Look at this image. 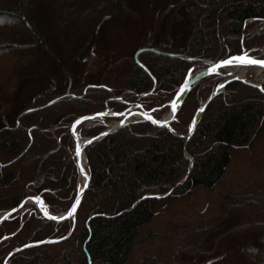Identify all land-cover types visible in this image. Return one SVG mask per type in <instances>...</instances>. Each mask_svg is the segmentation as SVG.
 Masks as SVG:
<instances>
[{"label":"trees","instance_id":"1","mask_svg":"<svg viewBox=\"0 0 264 264\" xmlns=\"http://www.w3.org/2000/svg\"><path fill=\"white\" fill-rule=\"evenodd\" d=\"M147 1L0 0V213L34 195L55 212L73 204L78 117L162 106L197 62L264 45V0H155L153 37L97 75L81 72L107 24L143 21ZM221 81L194 84L170 127L138 119L91 142L75 218L56 224L35 206L12 215L0 225V264L48 239L9 264H184L233 239L245 264H264V84L230 80L186 135ZM107 127L96 119L83 134Z\"/></svg>","mask_w":264,"mask_h":264},{"label":"water","instance_id":"2","mask_svg":"<svg viewBox=\"0 0 264 264\" xmlns=\"http://www.w3.org/2000/svg\"><path fill=\"white\" fill-rule=\"evenodd\" d=\"M246 54L248 57H251L253 58L254 60H261V61H264V58H259V57H254V56H251L249 54H247L246 50H244L243 53L241 54H238V55H233V56H239V55H244ZM233 56H229V57H233ZM229 57L227 58H223V59H220V60H217V61H207V65L203 68H200V69H197V70H194V68L190 69V71L188 72L187 74V77L184 81V83L181 85V87L183 86L184 87V91L181 92V87L179 88V90L177 91V93H179V96H177V93L172 97V99L167 102L166 104L162 105V106H159V107H156V108H153L151 110H146L144 109L143 105L141 104L140 100H138V102L127 108L126 110L124 111H120V112H113L112 110H110L109 107H107L104 111L102 112H99V113H92V114H87V115H83V116H80L78 117L72 124H71V134L73 136V140H74V143H75V147H74V155H75V158H76V165H77V169H78V173H79V179L77 181V185H78V193H77V196L75 198V201L73 202V204L64 212H61L59 214L57 213H54L53 211L50 210V207L48 205V203L46 202V200L43 198L42 195H34V196H28V197H25L24 199L21 200V202L15 207V208H12L10 210H7L3 213L0 214V225L2 224L3 221L9 219L12 215H18V214H21L24 210V208L26 207V205H28L29 203H33L42 213L43 215L49 219L50 221L54 222V223H60V222H63L64 220L66 219H69V218H75V214L82 202V199L86 193V190L88 189V186H89V183H90V179H91V170H90V167H89V164H88V160H87V156H86V147L93 141L103 137L104 135L110 133V132H113L117 129H119L120 127L130 123L133 121V119H130L129 117H136V118H139V119H142V120H148L150 122H152L153 124L155 125H158V126H166V127H170V124L171 122L174 120L178 110L180 109V107L182 106V103L184 101V99L186 98V96L188 95L189 91L191 90L192 86L198 82H200L204 77L208 76V75H211V74H220L222 75L221 73V69L225 68L228 64L226 65H220L219 67L216 68V71L213 72L211 71V68L213 65H217L219 64V62L221 60H225V59H228ZM190 59V58H188ZM192 60H196V58H193ZM262 66V68H264V65L262 64H259ZM237 77H232V78H229L225 81H223L217 88L216 90L211 94V96L202 104L199 112H198V116H197V119L195 121V123L193 122V125L191 127V130L188 134V137H190L197 124H198V121H199V118L200 116L202 115V113L204 112L207 104L209 103V101L217 94L219 93L220 91H222L225 86L227 85V83L230 81V80H233ZM151 91L149 92H146L144 94H141L140 97L146 95V94H149L151 93ZM139 97V98H140ZM172 101L175 102L176 104V108L174 110V112L170 115V117L165 120L164 118H157L156 116L157 115H160L161 113L171 109L172 107ZM100 113H103V115H98ZM115 117V118H118L119 121L116 125L114 126H110L109 128H107L106 130H104L100 135L98 136H92V137H84L82 135V130H83V127L87 124H89L91 121L93 120H96V119H99V120H104L105 118L107 117ZM81 117H85V119H81ZM148 117H151L152 119H149ZM80 121L79 123H77V121ZM195 120V119H194ZM153 121H160V123H155ZM85 158L86 160V163H87V168L85 169L84 166H83V163H82V158ZM190 160H191V163H190V167L192 166L193 164V159L191 157H189ZM81 174L85 175V180L84 182L81 181ZM184 180V179H183ZM182 181L179 182V184H181ZM151 194H148L146 196H150ZM160 196V195H159ZM36 197H39V201H37L35 198ZM75 204V209L74 211L71 212V215H69V211L72 210V206ZM45 211H47L49 213L50 216H54V217H57L56 219H50L48 216L45 215ZM63 217V218H61ZM51 241H54V239L50 240H44V241H40V242H31V243H28L22 247H18V248H15L11 254L7 257L6 259V264H9V259L11 257V255L21 249H25L27 247H31V246H36V245H40V244H44V243H47V242H51Z\"/></svg>","mask_w":264,"mask_h":264},{"label":"rangeland","instance_id":"3","mask_svg":"<svg viewBox=\"0 0 264 264\" xmlns=\"http://www.w3.org/2000/svg\"><path fill=\"white\" fill-rule=\"evenodd\" d=\"M155 10H157L156 13L160 11L156 7L155 0H150V1H147V3L142 4L143 21L135 23L133 20H127V21L118 22V23L117 22L110 23L109 25L107 24L103 39L96 45V47L91 52V54H89L86 57V59H84V61L81 63L80 71L83 73H92L93 75H97L106 65L107 61H109L110 59L128 55L134 52L143 34L146 33L149 39L153 37L155 34V31L158 28L157 23L159 20V18H153L155 16L154 14ZM147 17L149 19L146 20ZM251 31L252 30H246V34H249ZM245 50L247 54L251 56L264 58V45L260 47L250 48V49L247 48ZM207 61H213V60H204V61L197 62V64L194 66V70L205 67L207 65ZM242 68L245 69V73L243 74V76H240V72H241L240 70L231 72L227 70V68L221 69L222 75L220 74H216V75L221 76L222 81L216 86V88L223 81L229 79L232 76L246 78V80L253 82V83H262V85L264 84V71L259 72L258 67L251 66V65H248ZM38 88H39L38 84L31 86L32 90H36ZM168 112L169 110L161 113L160 115H157L156 117L164 118V116ZM134 120H138V118H134L133 121ZM101 121L106 122L108 126L107 128H109L110 126L116 125L115 123H117L119 119L106 120L105 118L104 120H101ZM193 122L191 124V127L193 125ZM191 127L189 131L186 132L187 136L191 130ZM82 135L84 137H90V136H85L83 134V130H82ZM78 179H79V176H78ZM77 188H78V185H77ZM32 206H35V205L33 203H29L28 205H26L24 209L28 210ZM53 212L59 214L62 211L61 212L53 211ZM241 243H242L241 240H237V239H233L231 241L226 240L220 247L219 251L212 257L204 261H190V260L188 261L187 260L186 262H184V264H245V260L241 257V254H240V248L242 245Z\"/></svg>","mask_w":264,"mask_h":264},{"label":"snow or ice","instance_id":"4","mask_svg":"<svg viewBox=\"0 0 264 264\" xmlns=\"http://www.w3.org/2000/svg\"><path fill=\"white\" fill-rule=\"evenodd\" d=\"M233 62H237V63H241V64L256 63V64H262V65H264V61L254 60L253 58L248 57L246 54H244V55L229 57L228 59H225V60H221L219 62V64L212 66L211 71L215 72L216 71V68L219 67L220 65L231 64ZM182 91H184V87L183 86L181 87V92ZM177 96H179V93H177ZM171 103H172L173 109L175 110V108H176L175 102L172 101ZM98 115H103V113H100ZM148 118L149 119H152L151 117H148ZM81 119H85V117H81ZM79 122L80 121L78 120L77 123H79ZM153 122L160 123V121H153ZM35 199L37 201H39L40 198L39 197H36ZM74 209H75V204L72 206V210H70L68 214L71 215V212L74 211ZM45 215L48 216L50 219H56L57 218V217H54V216H50L47 211H45ZM61 218H63V217H61Z\"/></svg>","mask_w":264,"mask_h":264},{"label":"bare ground","instance_id":"5","mask_svg":"<svg viewBox=\"0 0 264 264\" xmlns=\"http://www.w3.org/2000/svg\"><path fill=\"white\" fill-rule=\"evenodd\" d=\"M248 65L258 67L259 72L264 71V68H262L261 65L256 64V63L241 64V63L233 62L231 64H228L225 68H227V70H229L231 72L232 71H236V70H240L241 71L240 72V76H243V74L245 73V69H243L242 67H245V66H248ZM173 112H174V109H173V107H171L170 111L164 116V119L167 120ZM197 116H198V114L195 117L194 123H195V121L197 119ZM129 118L130 119H134L136 117L134 116V117H129ZM117 123H115V124H117ZM82 163H83L84 168L86 169L87 168V163H86V160H85L84 157L82 158ZM84 180H85V175L81 174V181L84 182Z\"/></svg>","mask_w":264,"mask_h":264},{"label":"built area","instance_id":"6","mask_svg":"<svg viewBox=\"0 0 264 264\" xmlns=\"http://www.w3.org/2000/svg\"><path fill=\"white\" fill-rule=\"evenodd\" d=\"M246 80V79H245ZM246 81H248V80H246ZM249 83H252V84H254V85H256V86H261L262 85V83H253V82H250V81H248Z\"/></svg>","mask_w":264,"mask_h":264}]
</instances>
